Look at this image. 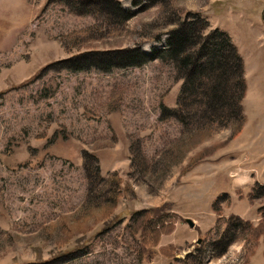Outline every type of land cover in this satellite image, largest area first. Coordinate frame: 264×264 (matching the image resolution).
Returning <instances> with one entry per match:
<instances>
[{"label":"rangeland","instance_id":"rangeland-1","mask_svg":"<svg viewBox=\"0 0 264 264\" xmlns=\"http://www.w3.org/2000/svg\"><path fill=\"white\" fill-rule=\"evenodd\" d=\"M208 2L0 0V264H264V29L241 121L236 71L216 105L166 52L192 13L246 20Z\"/></svg>","mask_w":264,"mask_h":264},{"label":"trees","instance_id":"trees-1","mask_svg":"<svg viewBox=\"0 0 264 264\" xmlns=\"http://www.w3.org/2000/svg\"><path fill=\"white\" fill-rule=\"evenodd\" d=\"M192 18L182 20L178 25L168 31V48L166 49V52L170 53V55L173 54V56L176 55V58L180 60L183 67L186 68L188 75L194 71H197L198 74L206 71L209 76L207 77V83H205V86L209 88V97L214 99L216 105L218 102H225V105L230 106V102L226 98L225 81L229 70L236 71L237 88L240 91L237 96V110L241 121L244 119V116L242 115L243 107L240 104V101L246 88L245 79L243 78L242 58L239 55L235 44L231 41L229 35L225 31L218 28L208 29L209 25L207 20L198 12L192 13ZM116 53L124 54L119 57V60H109L105 62L107 64H103L102 62V65H96L97 63H95L93 66L98 69L107 70L111 67L138 65L147 59V57L138 49L130 48L127 49L126 52L119 50L116 51ZM83 55L85 56L87 54ZM73 59H77L76 62L78 63L72 65L73 67L70 68L75 70L86 68L90 64L85 61L83 63L84 65H82V54L74 56ZM224 61L225 65H221ZM192 64L195 65L192 66ZM213 66H216L219 70L217 77L220 78V82L218 81L217 86L215 84L210 85L212 83V78L216 75L209 70V68ZM232 104L234 105L233 101ZM95 172L96 174L98 173V167H95Z\"/></svg>","mask_w":264,"mask_h":264},{"label":"crops","instance_id":"crops-1","mask_svg":"<svg viewBox=\"0 0 264 264\" xmlns=\"http://www.w3.org/2000/svg\"><path fill=\"white\" fill-rule=\"evenodd\" d=\"M208 4L209 6L214 5L216 11L225 12L224 14L227 16L232 12L234 9L233 7L237 8L236 10L239 14L246 15L245 21L241 19L230 25L223 19L217 20L218 18L215 15L207 16L213 26L226 31L230 35L232 42L235 44L236 48L239 49L241 54L239 36L241 33H244V28L248 26L251 27L255 24L264 29V0H209Z\"/></svg>","mask_w":264,"mask_h":264},{"label":"water","instance_id":"water-1","mask_svg":"<svg viewBox=\"0 0 264 264\" xmlns=\"http://www.w3.org/2000/svg\"><path fill=\"white\" fill-rule=\"evenodd\" d=\"M187 223L189 224V226H193V221L191 219H186Z\"/></svg>","mask_w":264,"mask_h":264},{"label":"bare ground","instance_id":"bare-ground-1","mask_svg":"<svg viewBox=\"0 0 264 264\" xmlns=\"http://www.w3.org/2000/svg\"><path fill=\"white\" fill-rule=\"evenodd\" d=\"M253 102H255V99L253 100Z\"/></svg>","mask_w":264,"mask_h":264}]
</instances>
